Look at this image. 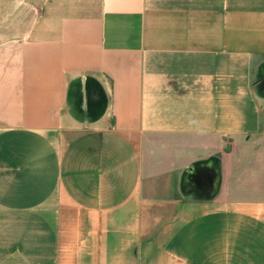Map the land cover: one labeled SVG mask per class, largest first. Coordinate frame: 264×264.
<instances>
[{"label": "crops", "instance_id": "obj_1", "mask_svg": "<svg viewBox=\"0 0 264 264\" xmlns=\"http://www.w3.org/2000/svg\"><path fill=\"white\" fill-rule=\"evenodd\" d=\"M262 91L264 0H0V264H264Z\"/></svg>", "mask_w": 264, "mask_h": 264}, {"label": "rangeland", "instance_id": "obj_2", "mask_svg": "<svg viewBox=\"0 0 264 264\" xmlns=\"http://www.w3.org/2000/svg\"><path fill=\"white\" fill-rule=\"evenodd\" d=\"M264 95V91L261 92ZM172 140V139H170ZM170 140L168 139H157V142H169ZM173 141L178 142V143H187V145L190 144H196V142L201 145H204V143H206L205 140H187L183 138L180 139H173ZM184 147H186V145H184ZM233 144H232V148H233ZM189 148V147H188ZM200 148V145H199ZM179 151V149H178ZM181 151V150H180ZM185 148H184V152L179 153V155H176V153H174L173 155L169 156V158L166 160V157H164L161 161H159L158 159V155L161 152L160 149H158V147H155L153 149V153H155V155L153 156V158L155 157V160H151L152 164L154 163H170V162H178V164H182L180 166L185 167L184 171L181 172L179 170L176 171H172L170 169H166L165 170H154L155 167L154 165L152 166V171H151V176L152 178H155L156 181H160V182H165V181H171L173 183V185L178 183V180H183V181H193V183L189 186V188H185L184 187V191L186 192H191V195H195L196 193L200 196L207 194L208 192H211V188H209L207 186V184H212L214 183L216 180H218L220 177L219 175H221V173H217V172H207L206 167L208 164L214 162L213 159H215V163H218L219 161L217 160V158H213L212 156H208L206 154V150H200L197 156H191L189 154H186L187 152H185ZM218 155H216L217 157ZM214 163V164H215ZM158 165V164H157ZM194 169V171H192L191 168ZM196 167V168H194ZM179 169V166H178ZM192 171V172H191ZM192 186V187H191ZM184 193V195L187 194V192ZM193 192V193H192ZM196 192V193H194Z\"/></svg>", "mask_w": 264, "mask_h": 264}]
</instances>
